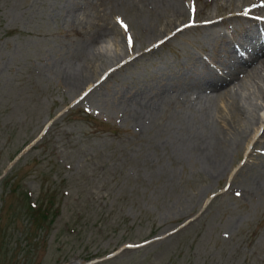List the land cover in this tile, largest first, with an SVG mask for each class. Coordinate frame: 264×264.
Here are the masks:
<instances>
[{
    "label": "rangeland",
    "instance_id": "374dc122",
    "mask_svg": "<svg viewBox=\"0 0 264 264\" xmlns=\"http://www.w3.org/2000/svg\"><path fill=\"white\" fill-rule=\"evenodd\" d=\"M133 1L0 0V264H264V70L192 84L264 3Z\"/></svg>",
    "mask_w": 264,
    "mask_h": 264
},
{
    "label": "bare ground",
    "instance_id": "6f19581e",
    "mask_svg": "<svg viewBox=\"0 0 264 264\" xmlns=\"http://www.w3.org/2000/svg\"><path fill=\"white\" fill-rule=\"evenodd\" d=\"M136 1L139 3V1H141V0H135L133 2H135V4H137ZM261 2L264 3V0H261ZM132 5H134V4H132ZM176 6H178V4ZM257 9H258V7H252V8H247L246 10H248L249 13H256ZM260 9L261 8H259V10ZM184 14L185 13L183 12V10L177 9L175 11L174 15L172 14V18L173 19H179V18L183 17ZM214 22H216V21H214V20H212L210 18L208 24H206V25H208L209 28H210V27L214 26ZM243 31L247 35L255 34V31H259V32H263L264 33V25L263 24H259V25H256V26H246ZM234 52H235V50H234ZM245 52H246L245 56H240L239 53L236 52L238 54L237 55L236 53H233L232 50H231L230 53L229 52L226 53V55L222 58L223 62L219 63V66L222 67L221 73H218L217 71H214L212 68L202 67V69L200 71H197L195 73L194 78L192 79V84L194 86H197L200 89L201 92L206 91V90L219 91L220 88L225 86V84L228 82V80L229 81L231 79L235 80V78L239 77V74L243 73L242 77H244L246 75V78H247V77H249L251 75V73H255L256 68H258V67H260V68H262L264 70V44H260L259 46L254 47V48H252L249 51L247 49H245ZM224 95H226V92L224 93ZM237 103L238 102H236V101H232V103H230L231 107L233 108L232 111H234V112L236 111V109H238L239 105ZM239 108H240V106H239ZM236 114H237V112H236ZM239 115H240V113H239ZM231 117L232 116L229 114L228 120H225L226 118H222V119H224V121L221 120L223 122V125H226V129H228V131L232 128L231 126H232V122L233 121H232ZM249 119L250 118H248V120ZM224 130H222L221 128L219 130H217V133L215 134V142H214L215 146L213 147L211 152L207 153L208 154L207 158L212 160V161H214V162L221 161L223 156L225 155V152H226L227 148H228L227 147L228 142L226 144V139L228 140V138H226L227 137V132H225L226 130L225 131ZM234 143L235 142H233V144ZM204 156H206V155H204ZM208 159H206V160H208ZM218 166H220L219 163H218Z\"/></svg>",
    "mask_w": 264,
    "mask_h": 264
},
{
    "label": "trees",
    "instance_id": "16d2710c",
    "mask_svg": "<svg viewBox=\"0 0 264 264\" xmlns=\"http://www.w3.org/2000/svg\"><path fill=\"white\" fill-rule=\"evenodd\" d=\"M37 210H38V208H37ZM40 212L43 214V218H45L47 211L45 209H41Z\"/></svg>",
    "mask_w": 264,
    "mask_h": 264
},
{
    "label": "snow or ice",
    "instance_id": "6c2138e0",
    "mask_svg": "<svg viewBox=\"0 0 264 264\" xmlns=\"http://www.w3.org/2000/svg\"><path fill=\"white\" fill-rule=\"evenodd\" d=\"M122 27H123V25H122Z\"/></svg>",
    "mask_w": 264,
    "mask_h": 264
}]
</instances>
